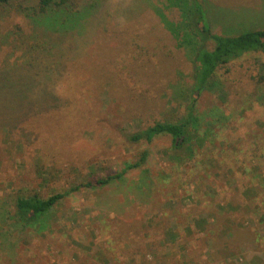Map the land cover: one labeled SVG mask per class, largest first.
<instances>
[{
    "label": "rangeland",
    "instance_id": "obj_1",
    "mask_svg": "<svg viewBox=\"0 0 264 264\" xmlns=\"http://www.w3.org/2000/svg\"><path fill=\"white\" fill-rule=\"evenodd\" d=\"M200 1L212 32L264 27V0ZM99 3L91 44L63 41L64 73L49 87L61 105L10 132L0 125L2 208L19 192L70 190L43 229L14 226L0 211V264H264V83L252 78L254 59L220 67L217 86L194 99L190 58L146 0ZM164 14L179 19L175 6ZM14 21L23 24L14 15L1 23ZM9 49L1 45L0 61ZM190 110L191 153L168 134L128 138Z\"/></svg>",
    "mask_w": 264,
    "mask_h": 264
},
{
    "label": "trees",
    "instance_id": "obj_2",
    "mask_svg": "<svg viewBox=\"0 0 264 264\" xmlns=\"http://www.w3.org/2000/svg\"><path fill=\"white\" fill-rule=\"evenodd\" d=\"M146 2L149 9L160 16L163 25L175 38L176 46L184 49L190 58L193 66L194 99L203 89L210 90L217 86V71L220 67L246 55L252 56L257 65L256 74L252 76L255 77V84L264 83V27H246L228 33L212 32L207 8L200 0ZM171 6H175L179 12L177 21L168 19L164 14V10ZM102 12L99 0L83 4L74 0H0V47L4 44H9L10 47L0 61V125H6L8 132L18 128L21 122L29 118L32 111L49 110L51 106L61 105L60 97L49 90V87H56L53 78L59 81L64 73L65 62L61 55L63 41L70 44L79 42V47L82 40L86 41L89 37L87 44H91L97 25L95 16ZM13 15L20 16L23 24H19V21L10 25L1 23ZM208 41L212 42L211 47H208ZM19 45L23 47L24 58L20 64ZM55 47L58 52L54 50ZM13 54L18 57L9 60L8 56ZM19 67L26 70V76L32 73L41 74L42 77L20 80L22 75ZM45 95H48L46 100L43 98ZM261 95L264 96V89ZM197 122L198 117L190 110L187 115L174 121H154L146 128L128 135V138L132 141H150L157 135L168 134L173 148L187 147L191 153L192 148L187 142L193 134L191 127ZM138 164L139 162L127 163L121 172L91 178L83 185L105 184L114 177H121L124 171ZM79 186L80 184L73 185L71 190L78 189ZM69 191L55 192L47 196H41L38 192H19L12 196L13 205L4 200L8 208H2L3 204L0 202V211H3L2 215H6L4 220L11 219L14 226L39 224L43 229L48 223V211Z\"/></svg>",
    "mask_w": 264,
    "mask_h": 264
}]
</instances>
